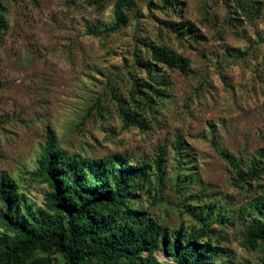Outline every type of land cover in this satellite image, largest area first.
<instances>
[{"label":"rangeland","instance_id":"obj_1","mask_svg":"<svg viewBox=\"0 0 264 264\" xmlns=\"http://www.w3.org/2000/svg\"><path fill=\"white\" fill-rule=\"evenodd\" d=\"M0 2V178L42 208L48 189L36 173L49 138L81 160L144 164L148 179L129 203L163 232L141 261L178 264L167 249L180 231L215 249L207 264H264V241L246 247L264 172L240 177L264 165V0H137L121 27L116 0ZM154 49L187 58L189 70L166 69ZM135 82L157 92L144 88L141 126H126L119 106L133 110ZM48 257L63 264L39 250L25 264Z\"/></svg>","mask_w":264,"mask_h":264},{"label":"trees","instance_id":"obj_2","mask_svg":"<svg viewBox=\"0 0 264 264\" xmlns=\"http://www.w3.org/2000/svg\"><path fill=\"white\" fill-rule=\"evenodd\" d=\"M136 4L137 0H116V27L127 23L125 10ZM244 6L245 13L253 18L257 12L255 3L250 1ZM175 28L196 30L194 25L182 22L176 23ZM152 58L169 70L182 74L189 70L187 58L166 49H154ZM144 88L157 92L148 83L135 82L133 110L119 106L124 125L141 126L138 109L143 111L150 102ZM149 168L123 160H81L57 150L54 141L47 139L36 173L48 189L42 208L32 209L14 181L0 178V264H25L38 250L58 254L63 264H84L94 258L99 259L98 264H161L150 257L141 261L140 255L144 251L152 254L159 247L163 228L129 203L136 189L147 181ZM155 168L158 172L163 169V154L156 159ZM263 172L264 165L253 164L240 177L242 181L255 180ZM253 209L262 219L247 235L246 247L255 251L259 241H264V199L253 204ZM174 238L175 243L167 250L177 257L178 264L212 262L215 249L197 244L198 236L177 231ZM50 263L49 257L36 262Z\"/></svg>","mask_w":264,"mask_h":264}]
</instances>
